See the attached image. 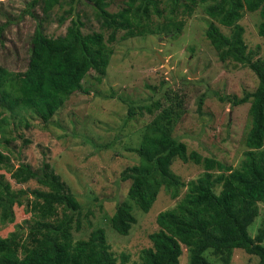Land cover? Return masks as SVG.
I'll list each match as a JSON object with an SVG mask.
<instances>
[{"label": "trees", "instance_id": "obj_1", "mask_svg": "<svg viewBox=\"0 0 264 264\" xmlns=\"http://www.w3.org/2000/svg\"><path fill=\"white\" fill-rule=\"evenodd\" d=\"M49 1L52 0H31L29 9L21 15L7 17L0 25V41L5 28L26 15L36 18L30 10ZM168 1V11L161 8V0H126L118 11L109 12L110 0H61L69 6L66 17L58 19L60 24L70 20L64 34L47 36L40 20L30 38L25 71L13 74L0 66V144L10 142L5 137L9 117L30 112L48 122L91 71H105L112 55L107 43L115 42L118 32H123V40L141 37L152 17L176 18L180 10L189 11L188 6L197 0ZM78 3L92 9L99 32L83 33L81 15L75 13ZM204 12L230 29L226 36L215 23L207 28L206 38L218 52L219 60L247 66L258 80L254 92L232 100L234 106L250 102V128L244 140L247 149L235 169L214 158H202L194 151L187 152L186 145L171 135L183 111L182 97L156 98L137 105L119 98L128 106L127 118L143 112L156 114L139 147L129 150L138 156L139 163L120 173V180L129 181L130 186L128 199L116 205L110 219L117 234L128 235L135 222L132 210L148 213L161 188L170 192V198L179 197L185 185L170 171L175 159L203 167L200 177L186 183L179 202L158 213V230L149 235L151 247L143 251L140 262L133 264H179L182 245L189 251V264H213L205 255L209 251L228 264L235 249L257 257V264H264V216L257 235L251 238L248 234V227L259 214L258 204H264V58L255 61L247 53L242 28L236 23L245 13H257V34L264 37V0H219L206 6ZM103 32H108L107 37ZM162 101L168 102L167 106ZM201 104L202 100L199 108ZM2 150L8 149H0V170L8 173L16 185L34 181L39 188L14 191L5 175L0 174V227L14 222V206L25 205L26 211L38 218L26 232L0 237V264H116L104 229H94L87 240H72V225L80 229L82 206L50 165L45 163L37 170L26 164L15 168L9 153ZM28 193L32 199L26 197ZM58 209L60 220L51 221ZM120 259L127 262L123 254Z\"/></svg>", "mask_w": 264, "mask_h": 264}, {"label": "rangeland", "instance_id": "obj_2", "mask_svg": "<svg viewBox=\"0 0 264 264\" xmlns=\"http://www.w3.org/2000/svg\"><path fill=\"white\" fill-rule=\"evenodd\" d=\"M30 1L0 0V25L7 17L15 19L29 9ZM125 1L110 0L108 11H118ZM161 1V8L168 11L170 1ZM218 1L197 0L188 6L189 11L180 10L172 19L152 17L141 37L123 40V32H118L116 41L107 43L112 50L108 68L91 71L48 122H42L30 112L7 119L5 137L10 138V142L2 141L0 149L11 151L2 150L9 153L11 165L17 168L26 164L37 170L49 164L82 206L80 229L75 230L72 225V240H87L94 229H104L116 264L140 262L143 251L151 247L149 235L158 230L155 223L158 213L173 208L183 197L186 183L203 173L201 165L175 159L170 171L185 185L180 188L179 197L172 199L170 192L161 188L148 213L138 208L132 210L135 222L128 235L117 234L111 228L110 219L116 205L128 199L130 186L129 181L120 180V173L139 163L138 156L129 150L139 147L147 125L156 114L155 111L153 114L143 112L127 118L128 106L119 98L137 105L156 98L182 97L183 111L171 135L186 145L187 152L194 151L202 158H214L235 169L247 149L244 140L250 128V102L234 106L232 100L254 92L258 80L247 66L232 60L220 61L218 52L206 38L207 28L212 23L221 33L230 35L229 28L205 15V7ZM68 8L61 0H52L30 10L36 18L26 15L5 28L0 41V66L13 74L24 72L30 38L39 21L47 36L62 35L70 20L60 24L58 19L62 15L66 17ZM75 13L81 15L83 33L100 31L89 6L78 3ZM236 23L242 28L241 39L247 53L250 52L255 61L262 60L264 37L257 34L258 14L245 13ZM103 33L107 37L108 32ZM167 104L162 101L163 106ZM0 174L5 175L14 191L39 188L34 181L16 185L8 173L0 170ZM26 197L32 199L29 193ZM13 213L14 222L0 227V237H7L11 232H26L38 219L26 211L25 205L14 206ZM258 213L248 227L251 238L262 226L264 204H258ZM60 217L58 209L51 221H58ZM181 249L179 264H189L188 249L183 245ZM122 254L127 257L126 263L120 259ZM205 255L209 262L223 264L220 257L210 251ZM257 262V257L235 249L228 264Z\"/></svg>", "mask_w": 264, "mask_h": 264}, {"label": "water", "instance_id": "obj_3", "mask_svg": "<svg viewBox=\"0 0 264 264\" xmlns=\"http://www.w3.org/2000/svg\"><path fill=\"white\" fill-rule=\"evenodd\" d=\"M158 57H159V59H160L161 62H164V60L159 55H158Z\"/></svg>", "mask_w": 264, "mask_h": 264}]
</instances>
